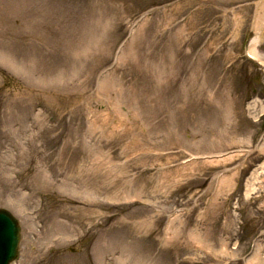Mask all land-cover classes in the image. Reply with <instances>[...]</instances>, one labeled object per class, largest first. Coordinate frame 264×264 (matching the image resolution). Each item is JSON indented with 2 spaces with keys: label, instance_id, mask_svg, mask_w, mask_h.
I'll return each instance as SVG.
<instances>
[{
  "label": "rangeland",
  "instance_id": "obj_1",
  "mask_svg": "<svg viewBox=\"0 0 264 264\" xmlns=\"http://www.w3.org/2000/svg\"><path fill=\"white\" fill-rule=\"evenodd\" d=\"M0 208L13 264H257L264 0H0Z\"/></svg>",
  "mask_w": 264,
  "mask_h": 264
},
{
  "label": "water",
  "instance_id": "obj_2",
  "mask_svg": "<svg viewBox=\"0 0 264 264\" xmlns=\"http://www.w3.org/2000/svg\"><path fill=\"white\" fill-rule=\"evenodd\" d=\"M20 227L15 217L0 210V264H11L18 254Z\"/></svg>",
  "mask_w": 264,
  "mask_h": 264
},
{
  "label": "bare ground",
  "instance_id": "obj_3",
  "mask_svg": "<svg viewBox=\"0 0 264 264\" xmlns=\"http://www.w3.org/2000/svg\"><path fill=\"white\" fill-rule=\"evenodd\" d=\"M258 43V39L257 38H254L252 43H251V51H249V53L257 58V53H256V45ZM259 58V57H258ZM260 59V58H259ZM260 246V245H259ZM260 249L258 250V252L256 254H254L253 258H251V260L253 261H256L257 264H264V254L262 253L263 251V247H259ZM263 254V255H262Z\"/></svg>",
  "mask_w": 264,
  "mask_h": 264
}]
</instances>
